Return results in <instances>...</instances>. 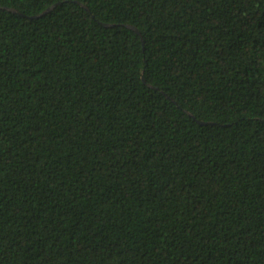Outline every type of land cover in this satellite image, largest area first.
<instances>
[{"label": "trees", "instance_id": "16d2710c", "mask_svg": "<svg viewBox=\"0 0 264 264\" xmlns=\"http://www.w3.org/2000/svg\"><path fill=\"white\" fill-rule=\"evenodd\" d=\"M0 264H264V0H0Z\"/></svg>", "mask_w": 264, "mask_h": 264}, {"label": "water", "instance_id": "95a60500", "mask_svg": "<svg viewBox=\"0 0 264 264\" xmlns=\"http://www.w3.org/2000/svg\"><path fill=\"white\" fill-rule=\"evenodd\" d=\"M54 5H52L51 7H48L47 9H45L43 12L39 13L38 15H34V16H39V15H42L44 14L46 11L50 10ZM13 11H16V10H13ZM200 123H203L200 121Z\"/></svg>", "mask_w": 264, "mask_h": 264}]
</instances>
